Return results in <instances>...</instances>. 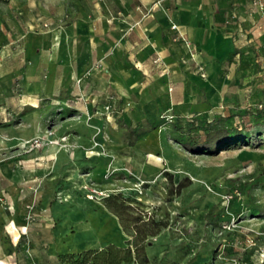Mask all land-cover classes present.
Listing matches in <instances>:
<instances>
[{
  "label": "rangeland",
  "instance_id": "374dc122",
  "mask_svg": "<svg viewBox=\"0 0 264 264\" xmlns=\"http://www.w3.org/2000/svg\"><path fill=\"white\" fill-rule=\"evenodd\" d=\"M190 8L187 54L149 25ZM137 243L264 264V0H0V264Z\"/></svg>",
  "mask_w": 264,
  "mask_h": 264
},
{
  "label": "trees",
  "instance_id": "16d2710c",
  "mask_svg": "<svg viewBox=\"0 0 264 264\" xmlns=\"http://www.w3.org/2000/svg\"><path fill=\"white\" fill-rule=\"evenodd\" d=\"M209 129V137L204 142L198 141H187L185 142L186 148L189 150H200L201 148H208L211 149L213 144L211 143L212 138L211 135L214 133H221L218 137L219 141H224V138L229 135V130L224 128L220 122V119H213L208 123ZM168 173V172H167ZM187 185V182L180 181L177 185V190H181L184 186ZM116 199V195H109L105 198L106 204L108 206H112L111 201ZM120 208V207H118ZM118 213L121 215L120 209ZM168 225V221H160L158 226L147 232V234H156L158 233L163 227ZM134 260H140L141 264H150L149 255L146 251V247L142 243H137L135 248L132 246H116L114 244H109L101 249H86L79 253H66L60 256V261L58 264H124ZM43 264V263H42Z\"/></svg>",
  "mask_w": 264,
  "mask_h": 264
},
{
  "label": "crops",
  "instance_id": "0c3cea01",
  "mask_svg": "<svg viewBox=\"0 0 264 264\" xmlns=\"http://www.w3.org/2000/svg\"><path fill=\"white\" fill-rule=\"evenodd\" d=\"M168 15L162 12L158 13L157 18H154L153 21L152 20L150 21L149 29L153 28L156 31H159V30L165 31L171 37L177 36L178 37L177 43L180 45V48H182L183 51L188 54L190 52V49L188 48L189 46L187 45L186 41H184V39L181 38V36L186 37L187 39L192 41V43H194V40L197 37V35L200 34L199 30H201L204 23L202 21H199V19H197L196 17H193L194 13L191 8H190V13H186V11L185 12H173L172 14H170L171 16H168ZM168 17H172V20L170 19V21H168ZM170 23L178 24V27L177 28L171 27L172 28L171 29L169 28ZM167 43L171 46L172 45L174 46V44L171 43V40L168 41ZM180 48L179 46H174L172 47V51H179ZM159 49L164 54H166V56H169V57L172 56L171 54L172 52L169 48L165 46H160ZM195 56L197 57V54ZM177 78L178 80H180L181 76H177Z\"/></svg>",
  "mask_w": 264,
  "mask_h": 264
}]
</instances>
